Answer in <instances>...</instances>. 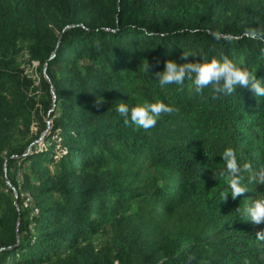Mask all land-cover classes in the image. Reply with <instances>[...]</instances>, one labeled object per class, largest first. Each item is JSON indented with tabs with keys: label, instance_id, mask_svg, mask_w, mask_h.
Segmentation results:
<instances>
[{
	"label": "trees",
	"instance_id": "1",
	"mask_svg": "<svg viewBox=\"0 0 264 264\" xmlns=\"http://www.w3.org/2000/svg\"><path fill=\"white\" fill-rule=\"evenodd\" d=\"M257 31L264 0H0V264H264V184L219 175L226 148L264 172V98L154 79L226 57L264 85ZM154 102L148 130L116 112Z\"/></svg>",
	"mask_w": 264,
	"mask_h": 264
},
{
	"label": "clouds",
	"instance_id": "2",
	"mask_svg": "<svg viewBox=\"0 0 264 264\" xmlns=\"http://www.w3.org/2000/svg\"><path fill=\"white\" fill-rule=\"evenodd\" d=\"M189 31L195 33L199 29L191 28ZM251 36L253 39L264 40V34L258 31L252 32ZM188 57L194 56L190 52L187 54L183 52L181 59L187 61ZM147 69L148 65L146 71H148ZM154 79L161 88L168 85L180 86L185 80H192L196 93H201L211 86L212 91L217 96H230L238 88H248L256 97L264 98V85L261 81L249 70L238 67L226 57L207 61L196 59L195 62L182 64H178L175 60H167L164 63L163 70L154 74ZM172 111L173 109L163 102L141 103L132 107H129L127 103H119L116 106V112L123 118L126 125L131 122L136 127L144 130L155 127L162 113L167 114ZM220 157L224 168L219 175L227 177L229 189L223 194L222 200L226 199L228 193L231 194L233 199L243 195L248 192V185L250 184H264V172H254L247 163L241 165L233 149L226 148L220 154ZM245 173H247V176L244 175ZM243 214L253 224L264 223V196L253 200L243 210Z\"/></svg>",
	"mask_w": 264,
	"mask_h": 264
},
{
	"label": "rangeland",
	"instance_id": "3",
	"mask_svg": "<svg viewBox=\"0 0 264 264\" xmlns=\"http://www.w3.org/2000/svg\"><path fill=\"white\" fill-rule=\"evenodd\" d=\"M23 68L25 70V74L29 77H31V79H33L34 81L36 80V82L38 83V79H39V64L38 62H32L30 63L28 60H26V57L23 58ZM44 72V70H43ZM36 83V86H38V84ZM34 128L36 129V127L34 126Z\"/></svg>",
	"mask_w": 264,
	"mask_h": 264
},
{
	"label": "water",
	"instance_id": "4",
	"mask_svg": "<svg viewBox=\"0 0 264 264\" xmlns=\"http://www.w3.org/2000/svg\"><path fill=\"white\" fill-rule=\"evenodd\" d=\"M54 94V92H53ZM55 96V95H54ZM50 122V120H48V123ZM44 136V135H43ZM43 138V137H42ZM7 184L13 189V191L15 192V195L17 196V191L15 189V187L12 186L11 182L9 181V179L6 180Z\"/></svg>",
	"mask_w": 264,
	"mask_h": 264
}]
</instances>
